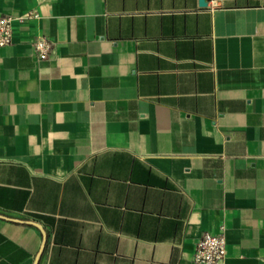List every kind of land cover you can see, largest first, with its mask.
Segmentation results:
<instances>
[{"label": "crops", "instance_id": "1", "mask_svg": "<svg viewBox=\"0 0 264 264\" xmlns=\"http://www.w3.org/2000/svg\"><path fill=\"white\" fill-rule=\"evenodd\" d=\"M206 2L0 0V264H264V0Z\"/></svg>", "mask_w": 264, "mask_h": 264}, {"label": "built area", "instance_id": "2", "mask_svg": "<svg viewBox=\"0 0 264 264\" xmlns=\"http://www.w3.org/2000/svg\"><path fill=\"white\" fill-rule=\"evenodd\" d=\"M37 16V13H30ZM12 16L0 15V46L9 44L12 35ZM51 48V42L40 37L35 43V49L41 58H45ZM226 257V242L221 233L204 232L198 238L193 254V259L199 264H224Z\"/></svg>", "mask_w": 264, "mask_h": 264}, {"label": "water", "instance_id": "3", "mask_svg": "<svg viewBox=\"0 0 264 264\" xmlns=\"http://www.w3.org/2000/svg\"><path fill=\"white\" fill-rule=\"evenodd\" d=\"M207 4V2H206V0H199V5H201V6H205ZM44 245V244H43ZM43 247V246H42ZM41 251H42V249H41ZM41 251L39 252V254H38V258L40 257V255H41ZM38 258H37V260H38Z\"/></svg>", "mask_w": 264, "mask_h": 264}]
</instances>
